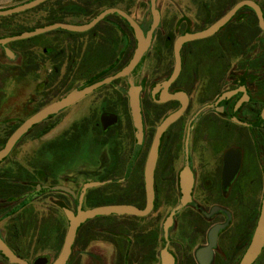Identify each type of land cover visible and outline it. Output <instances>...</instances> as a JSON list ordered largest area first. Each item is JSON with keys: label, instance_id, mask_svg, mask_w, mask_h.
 Listing matches in <instances>:
<instances>
[{"label": "flooded vegetation", "instance_id": "af4514ba", "mask_svg": "<svg viewBox=\"0 0 264 264\" xmlns=\"http://www.w3.org/2000/svg\"><path fill=\"white\" fill-rule=\"evenodd\" d=\"M244 2L254 3L264 19V0H75L74 21L78 22L67 24L84 26L112 8L130 18L147 47L130 74L49 115L27 130L3 160L22 145L24 137L37 131L41 149L35 155L36 165L31 166L33 172L27 171L30 165L14 163L3 170L6 185L0 209L3 214L9 210L15 213L1 219L11 221L5 236L0 237L16 256L28 264L42 257L48 260L46 264L52 263L46 255L32 261L26 257L18 234L24 231L15 225L18 213L30 212L31 201L43 196L51 202V213L58 210L67 221L66 212L76 215L78 210L122 205L124 197L130 200L125 206L143 209L144 170L155 134L166 118L179 112L159 135L151 211L146 216L109 215L116 216L111 236L103 231L105 226L94 221L104 216L86 220L75 233L65 264H163V252L171 264H239L264 198V127L260 119L264 31L257 25L254 10L239 6ZM221 19L225 22L209 30ZM134 27L126 18L108 13L88 29L76 32L71 57L64 58L62 53L50 58L47 42L25 43V66H19L21 48H8L13 53L6 58L11 63L9 76L10 72L24 75L29 88L30 82H35L34 93L42 104L33 110L31 92L21 105L11 98V117L4 119L8 125L0 127V134H6L7 139L25 119L48 104L115 76L134 56ZM201 33L204 36L190 39ZM34 50L39 55H33ZM177 57L178 73L164 87L174 74ZM45 64L50 68L42 66ZM132 90H138L142 133L140 149L126 174L136 144L129 109ZM49 131L53 133L45 140ZM86 140L90 150L85 154V178L76 193L69 186L76 179L59 176V168L68 165L66 159L78 153ZM185 170L191 175L192 186L189 201L181 207L180 175ZM94 183L97 186L82 191ZM217 226L209 255H198L209 245V233ZM43 227L45 224L41 232H56L54 224ZM98 240L108 243V259L102 248L93 246ZM77 246L82 259L75 256ZM252 264H264V247Z\"/></svg>", "mask_w": 264, "mask_h": 264}, {"label": "water", "instance_id": "95a60500", "mask_svg": "<svg viewBox=\"0 0 264 264\" xmlns=\"http://www.w3.org/2000/svg\"><path fill=\"white\" fill-rule=\"evenodd\" d=\"M47 0H29L25 3L15 5L11 8L0 10V18H5V17H10L15 14H21L26 11H29L36 6L42 5L44 2ZM248 6L254 10L256 13L257 19H258V27L261 29V31H264V19L262 18L261 12L259 8L251 2H244L239 4V6ZM108 13H116L124 18L127 19V21L130 23L131 26L134 27V24L130 21V18L123 14L122 12L115 10V9H108L104 12H102L100 15H98L95 19H91L88 24L84 26H74L73 24H67V23H52L49 25H46L44 27H41L39 29H34L29 32H24L21 35H16V36H11V37H5L0 39V48L3 49L4 55L6 58H11L13 53L6 48L7 44L14 42V41H20L24 40L27 38H30L32 36H38L43 33H47L53 30H64V31H71V32H81L95 23H97L99 20L103 19V17L108 14ZM156 21V20H155ZM154 21V22H155ZM225 22V19H221L218 23L214 24L209 30L217 28L221 23ZM134 32L136 36V41H137V47L134 53L133 58L128 62V64L121 70L119 71L115 76L112 77H107L103 79L102 81H99L93 85H89L85 87L81 91H74L68 93L65 97L62 99L52 102L45 106L43 109L40 111H37L35 114L33 113L31 116H29L27 119H25L17 129H14L13 132L8 136V138L5 141L4 146L0 149V163L3 162V160L8 156L11 148L14 147V145L17 143V141L33 126L38 125L42 121H44L49 115H54L60 110L64 109L65 107L75 103L78 101L82 96L85 94H88L90 92H93L94 90L98 89L104 84H107L117 78L124 77L128 74H130L133 70V68L136 66L138 63L139 59L142 57L144 54L146 47H147V42L144 41V37L142 33H140L135 27H134ZM205 33L197 34L194 36H191L190 39H196L199 37L204 36ZM178 57L175 62V69H174V74L172 77L169 78V80L163 83L164 87H167L168 84L176 77L178 70H179V62H178ZM138 90H132L130 95H129V109H130V119L132 121V126L134 129V138L136 141L135 144V151H133L132 158L129 162L128 169L126 170V174L131 170V166L134 162V159L136 157L137 152L140 149L141 145V133H142V128L140 124V111H139V105H138V100H137V95H138ZM179 115V112L175 113L174 115L169 116L162 122V124L158 127L157 133L155 134L154 142L151 146V149L149 151L146 164H145V170H144V183H145V198H146V205L143 209L139 210L136 209L132 206H125V204L122 205H102V206H97L92 209H86V210H78L76 215H73L69 212H66V216L68 219V226L67 230L65 232L64 236V241L61 244L60 251L54 261H52L51 264H65L66 261L69 259L70 253H71V246L72 243H74V238H75V233L79 227L80 224H83L86 220H90L94 217L97 216H109L112 214L116 215H136V216H146L150 211L151 208H153V186H152V170H154L155 166V159H156V152H157V145H158V139L160 133H162L166 128L167 125H169L176 117ZM260 119L263 122V127H264V107L261 112V117ZM97 186L96 183L91 184V185H86L83 187L82 191L88 187H93ZM180 186H181V195H182V200L180 202L181 207H183L186 202L189 201V192L191 190V175L189 174L188 170H185L181 173L180 175ZM70 192V191H69ZM71 195H73L72 192H70ZM173 214L171 212L168 221H170V217ZM217 227L213 228L210 233H209V245L202 251L198 252V255L200 254H207L209 255L211 247L214 246L216 242V233H217ZM264 247V198L261 202V207L258 213V218L256 222V227L253 229V233L251 236V241L249 243V246L246 248L245 253L243 254L239 264H252L253 261H255L261 251V249ZM0 254L6 259V261L10 264H28L24 259L16 256L11 249L3 242L2 238L0 237ZM163 256V264H171L169 257L165 252L162 253ZM199 258V257H198ZM48 260L45 257L38 258L33 262V264H46ZM201 262V260L199 259ZM202 263V262H201Z\"/></svg>", "mask_w": 264, "mask_h": 264}, {"label": "rangeland", "instance_id": "374dc122", "mask_svg": "<svg viewBox=\"0 0 264 264\" xmlns=\"http://www.w3.org/2000/svg\"><path fill=\"white\" fill-rule=\"evenodd\" d=\"M27 1V0H26ZM37 7V6H36ZM34 9V8H33ZM44 15L43 12L36 10L27 14L23 18H28V26H32L33 24H37L39 21H41L42 16ZM18 19V18H16ZM19 20V19H18ZM74 24L78 22V20L72 19ZM74 37H76V33L71 31H63V30H53L47 33H43L41 35L32 36L30 38L20 40L21 42H25L28 44L31 43L33 45H37L38 42H47L49 43V47L47 46V56L51 57H57L59 54H64V58L71 57L73 54V48H74ZM18 41V40H17ZM1 49V48H0ZM3 52V49H2ZM2 52L0 50V93H1V99H0V127H5L6 122H4V119L6 117H11L8 115V110H10V99L14 101L13 103H16V105H21L22 102L26 100V95L31 92L32 95L30 96V106H34L33 110H36L37 105L42 104V100L38 97L37 94H35V90L33 89L35 87V82L32 83V89L27 87V80L23 77L24 75H14V72L6 73L4 70L7 71V67L9 66V61H7L4 57H2ZM33 55H39L38 51H33ZM13 62V61H12ZM13 64V63H12ZM43 67L49 69L50 65L45 64L42 65ZM3 70V71H2ZM42 77V76H41ZM30 89V90H28ZM17 110H20L18 108ZM14 114V113H13ZM17 113H15L16 115ZM15 115L13 117H15ZM65 122V121H64ZM62 123V126L64 124ZM61 126V127H62ZM1 130V129H0ZM37 131H32L30 134H28L26 137L23 138L21 141V146H19L17 149L14 150L11 157H9L5 164L1 163L0 166V173L1 170L3 171L6 167L10 166V163L14 164H20L21 166H28L30 165V168L27 169L29 172H33L32 167L36 165L37 158L35 157L36 153H38V150L41 149V141L37 137ZM52 131H49V133L45 136V140L49 139L52 135ZM36 134V135H35ZM6 139V134H0V145L2 144V141ZM89 141L86 140V143L81 147V149L78 151V153H74L73 157L71 158H65L66 162H68V165H64V167L59 168L62 172L59 173V176L62 175H70L73 178L76 179V183H73L72 185L69 184L70 189L74 190L76 193L80 191V187H82V183L84 181V176L82 175L85 161V154L87 150H90ZM32 166V167H31ZM13 167V166H12ZM60 182V178H59ZM78 182V183H77ZM32 190V187H26L25 190ZM109 199V197L107 198ZM123 203L125 205L130 204V200L126 197L123 198ZM31 211L27 212H20L18 213L16 219H15V225L18 226L19 229L23 230L24 232L18 233L19 236V243H21L24 248L26 249L25 255L26 257L32 261L36 257L46 255L49 257V263L55 260L57 257L61 244L64 241L63 237L65 236V232L67 230V226L69 222L66 220L64 215L56 210L55 213H51V202L48 199V197L43 196L39 200L31 201L30 203ZM51 208V209H50ZM10 220H0V234L2 237L5 236V227L7 225V222ZM95 222L101 223L102 226H105L106 228H103V231L106 233V235L111 236V225H113L116 222V216H104V217H98ZM32 224V230L30 229V224ZM45 224V227L49 226V224H54L56 228V232H46V229L44 232H41V226ZM118 225V222L116 223ZM37 227V230H33V227ZM120 227H116V231L118 233H122V231H119ZM20 231V230H19ZM98 245L100 248L103 249V252L105 253V257L108 259L109 255V249L108 243L106 241L98 240L95 243H93V246ZM80 247L77 246L75 249V256L78 258H83L82 252H80ZM80 252V253H79ZM0 264H9L7 263L1 256H0ZM78 264V263H77ZM80 264V263H79Z\"/></svg>", "mask_w": 264, "mask_h": 264}, {"label": "trees", "instance_id": "16d2710c", "mask_svg": "<svg viewBox=\"0 0 264 264\" xmlns=\"http://www.w3.org/2000/svg\"><path fill=\"white\" fill-rule=\"evenodd\" d=\"M29 1V0H27ZM26 1V2H27ZM25 3V2H24ZM47 6H51L47 8ZM41 11L44 13V15L41 18V21H39L37 24H33L32 26H28V18H23L27 14L33 12V11ZM77 5L75 3V0H47L42 5L35 7L34 9H31L29 11H26L21 14H15L10 17L0 18V39L5 37H11L16 35H21L24 32H29L34 29H39L41 27H44L46 25L52 24V23H74L72 19H75V15H77ZM18 18V19H16ZM20 47V51L22 52V56H19V66H25V63L27 61V58L25 57L24 52V46L25 42L21 41H14L9 44H7V48L14 49V47ZM2 52V48L0 49ZM4 53L2 52V57ZM5 58V57H4ZM6 59V58H5ZM8 61V59H6ZM1 66V65H0ZM3 71V70H2ZM6 73L8 71L4 70ZM3 147V145L0 146V149ZM6 185V179H4L3 171L0 173V196L3 195V186ZM16 188V186H14ZM3 210L0 209V220L4 218L5 216L12 215L15 213L13 210H9L5 214H3ZM20 256V255H19ZM21 257V256H20Z\"/></svg>", "mask_w": 264, "mask_h": 264}, {"label": "crops", "instance_id": "0c3cea01", "mask_svg": "<svg viewBox=\"0 0 264 264\" xmlns=\"http://www.w3.org/2000/svg\"><path fill=\"white\" fill-rule=\"evenodd\" d=\"M24 2H26V0H0V10L8 9V8H11L15 5H18V4L20 5ZM3 163L5 164V162H3ZM2 164H0V166ZM1 172H2V170H1Z\"/></svg>", "mask_w": 264, "mask_h": 264}]
</instances>
